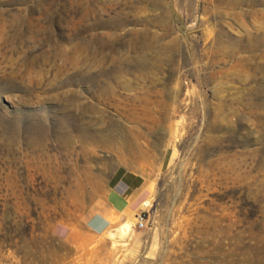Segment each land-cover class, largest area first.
Returning <instances> with one entry per match:
<instances>
[{
  "label": "rangeland",
  "instance_id": "obj_1",
  "mask_svg": "<svg viewBox=\"0 0 264 264\" xmlns=\"http://www.w3.org/2000/svg\"><path fill=\"white\" fill-rule=\"evenodd\" d=\"M0 264H264V0H0Z\"/></svg>",
  "mask_w": 264,
  "mask_h": 264
},
{
  "label": "crops",
  "instance_id": "obj_2",
  "mask_svg": "<svg viewBox=\"0 0 264 264\" xmlns=\"http://www.w3.org/2000/svg\"><path fill=\"white\" fill-rule=\"evenodd\" d=\"M114 198H115V197H114ZM118 201H119V200H118ZM113 205H114L115 208H117V209H118V208L121 209V207H120V203H119V202L114 201V204H113ZM115 213H116V212H115ZM111 215H112V210H109V211L107 212V215H106V216L109 217V216H111ZM105 225H107V223H105ZM127 233H129V232H126V234H127Z\"/></svg>",
  "mask_w": 264,
  "mask_h": 264
},
{
  "label": "bare ground",
  "instance_id": "obj_3",
  "mask_svg": "<svg viewBox=\"0 0 264 264\" xmlns=\"http://www.w3.org/2000/svg\"><path fill=\"white\" fill-rule=\"evenodd\" d=\"M121 231H123V232H130V226L129 225H127V224H125L124 226H122V230Z\"/></svg>",
  "mask_w": 264,
  "mask_h": 264
},
{
  "label": "built area",
  "instance_id": "obj_4",
  "mask_svg": "<svg viewBox=\"0 0 264 264\" xmlns=\"http://www.w3.org/2000/svg\"><path fill=\"white\" fill-rule=\"evenodd\" d=\"M138 225L140 228H143L144 227V219L142 217H139L138 219Z\"/></svg>",
  "mask_w": 264,
  "mask_h": 264
}]
</instances>
